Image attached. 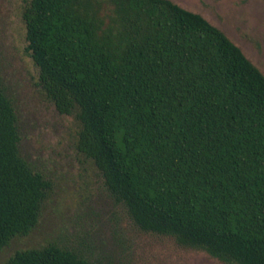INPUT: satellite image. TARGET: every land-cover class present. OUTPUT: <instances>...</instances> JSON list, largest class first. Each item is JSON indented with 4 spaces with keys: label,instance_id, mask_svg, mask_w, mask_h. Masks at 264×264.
I'll use <instances>...</instances> for the list:
<instances>
[{
    "label": "trees",
    "instance_id": "trees-1",
    "mask_svg": "<svg viewBox=\"0 0 264 264\" xmlns=\"http://www.w3.org/2000/svg\"><path fill=\"white\" fill-rule=\"evenodd\" d=\"M25 51L76 150L143 232L224 264H264V75L219 29L169 0H24ZM0 86V251L51 190L19 154ZM4 264H96L50 243Z\"/></svg>",
    "mask_w": 264,
    "mask_h": 264
},
{
    "label": "rangeland",
    "instance_id": "rangeland-1",
    "mask_svg": "<svg viewBox=\"0 0 264 264\" xmlns=\"http://www.w3.org/2000/svg\"><path fill=\"white\" fill-rule=\"evenodd\" d=\"M24 0H0V86L11 100L19 154L51 183L37 226L0 251L4 264L16 251L54 243L96 264H224L172 238L141 231L107 192L92 163L76 150L80 124L60 115L38 86V70L25 51ZM219 29L264 75V0H169Z\"/></svg>",
    "mask_w": 264,
    "mask_h": 264
}]
</instances>
